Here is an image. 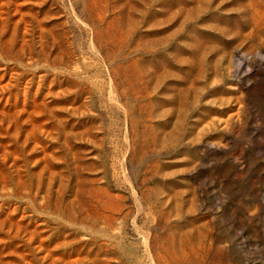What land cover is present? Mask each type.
Returning a JSON list of instances; mask_svg holds the SVG:
<instances>
[{
  "label": "rangeland",
  "instance_id": "1",
  "mask_svg": "<svg viewBox=\"0 0 264 264\" xmlns=\"http://www.w3.org/2000/svg\"><path fill=\"white\" fill-rule=\"evenodd\" d=\"M0 264H264V0H0Z\"/></svg>",
  "mask_w": 264,
  "mask_h": 264
}]
</instances>
